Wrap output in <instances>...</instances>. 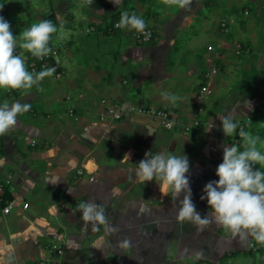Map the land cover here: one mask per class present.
Returning <instances> with one entry per match:
<instances>
[{"label": "crops", "instance_id": "1", "mask_svg": "<svg viewBox=\"0 0 264 264\" xmlns=\"http://www.w3.org/2000/svg\"><path fill=\"white\" fill-rule=\"evenodd\" d=\"M131 1L83 8L67 4L66 13L77 23L86 18L120 19L128 11L147 26L180 28L166 33L165 45L157 46L161 50L136 45L124 39L125 29L117 28L108 51L82 53L73 61L75 66L61 63L62 83L54 73L45 78L47 83L42 81L43 91L0 89V104L19 100L32 105L13 129L0 135V264H248L251 235H233L211 218L203 231L180 223L183 194L173 202L170 195H162L158 182H139L135 169L147 151L185 154L192 200L204 215L211 209L200 199L203 187L218 179L215 170L223 146L234 143L223 134L218 116L231 114L236 123H246L245 133L255 130L264 154V0H243L257 10V18L249 17L248 3L209 0L213 15L221 13L215 25L226 23L221 32L211 22L193 18L203 0H192L190 9L172 13ZM176 31L187 33L179 42L194 48L207 38L206 48L172 54ZM110 36L103 33L105 44ZM74 79L83 87L76 88ZM202 84L210 91L197 100L195 92ZM57 85L64 88L57 92ZM45 90L51 93L47 98ZM164 93L180 97L177 105L172 106ZM101 98L164 108L175 125L166 128L160 119L141 113L99 119ZM125 153L131 154L130 160L123 159ZM253 167L264 171L260 165ZM87 199L104 206L113 231L103 225L98 231L91 225L85 228L76 205ZM124 240L129 248L120 247ZM58 243L60 255L53 249Z\"/></svg>", "mask_w": 264, "mask_h": 264}, {"label": "clouds", "instance_id": "2", "mask_svg": "<svg viewBox=\"0 0 264 264\" xmlns=\"http://www.w3.org/2000/svg\"><path fill=\"white\" fill-rule=\"evenodd\" d=\"M115 5L118 0H111ZM166 6H176L180 9H190L192 0H163ZM93 0H84L83 6L91 7ZM118 28L137 33H144L147 23L135 13L124 11L116 25ZM58 27L51 20L44 19L33 23L22 33L14 35L11 24L0 16V89L23 90L27 94L33 87L43 91L42 81L52 76L56 69L45 66L37 72L29 71L25 58L17 53V48L27 50L34 58L43 60L52 54L51 41ZM19 40V42H18ZM172 106L180 99L175 94L164 93ZM251 111L250 102L246 101ZM32 108L31 103L5 100L0 104V135H6L13 129L20 115L26 114ZM223 134L233 136L239 125L232 115H219ZM251 123V121L249 120ZM211 128V127H209ZM239 136L243 141V148L238 143L223 146L222 162L216 167L218 179L208 181L204 187L201 200L207 201L211 212L204 215L197 210L192 200L190 187V163L185 154L177 155L173 151H147L136 165L135 176L142 184L156 181L163 196H171L175 202L179 200L180 207L177 220L180 223H190L198 231H203L214 220L217 224L230 231L233 235L248 233L255 241L264 245V171L253 165L264 167V154L257 147L259 137L245 133L241 128ZM130 153H125L123 159L130 160ZM81 212V219L85 228L89 225L99 230L103 225L108 231H113L109 225L103 205L94 200H81L76 205ZM211 218V220H210ZM121 248H129L130 242L124 240ZM202 253H197V256Z\"/></svg>", "mask_w": 264, "mask_h": 264}, {"label": "rangeland", "instance_id": "3", "mask_svg": "<svg viewBox=\"0 0 264 264\" xmlns=\"http://www.w3.org/2000/svg\"><path fill=\"white\" fill-rule=\"evenodd\" d=\"M232 1L234 4L238 2L239 3L238 5L244 4V3L247 5L248 3V2L246 3L243 0H232ZM104 2H107L109 5L112 3L111 0H93V5H97L99 3H104ZM133 2L138 3L137 5H140L141 8H144V9L147 8V6L151 4L162 6L163 8L166 7L167 9L171 11V13L178 8L176 6H166L163 3V0H132L130 4ZM83 3H84V0H0V16H3L7 21L10 22L11 29L14 35L22 33L24 29L30 27L33 23L39 22L40 20H44V19L51 20L58 27V31L57 33L54 34L53 39L51 41V46L52 48H56L58 51L59 65L61 63L62 64L65 63L63 65L66 66L67 61H69L70 66L71 65L75 66L73 61L76 60L75 58L80 57L82 53L91 54L92 52H95L98 50L108 51L110 48L113 47L110 44V43H113V36H110L112 35L111 34L112 32L109 29V25H108V22L110 21V19H106L107 21H104V22L94 21V20H90L87 18L80 20V22H77V23L74 21H71L70 13L69 12L66 13L67 11L66 5L76 4L77 5L76 8H83ZM221 3L222 5H224V1H222ZM7 5L9 6L8 11H6ZM201 5H202L201 9L196 11V14L193 16V18H196V19L201 18L203 19V21H209L211 22V26L214 29H216L217 26L215 24L216 22H218L216 21V19L217 18L220 19L221 13L219 14L218 12V14L213 15L215 12H214V9L209 7V5H211L209 0H203ZM248 5L250 6L251 11H252L249 14V17L257 18V10L253 8V6L250 3H248ZM3 9L5 10L4 13H3ZM18 14L19 15L21 14V15L19 16ZM262 14L264 15V11ZM187 19L189 18H186V20ZM119 20L120 19H116V21L118 22ZM149 27L151 28L152 34L150 36V39L147 41H138L134 37L135 31L134 30L129 31L126 29L124 30L125 32L124 39H131L136 45H145L147 47H153L155 48V50H161V49H158L157 46L162 48L165 45L163 40L164 39L167 40L168 38L166 33L167 32L169 33L171 30L180 29V28L171 29L170 28L171 26H166V25L162 28L155 27V25L149 26ZM157 28H159L158 31L161 29L159 33L156 32ZM217 28H218V31H220L221 25H218ZM104 29L107 31H103ZM190 30L194 31L193 28H189V32ZM104 32L106 33V35L110 36V38L108 37L106 38L108 44H105L103 42L102 36ZM185 34L187 33H177V31L175 32L174 41H172L171 48H170L171 52H173L172 54H174V52L178 50H182V51L186 50L187 52H190V51L201 48V46L203 48H206V43L208 40L207 38H203L202 41L195 43V48L193 47V44L187 45L186 42L180 43L179 42L180 39H185ZM117 39L120 40L119 37ZM117 43H119V41H117ZM180 45L182 47H180ZM17 53L20 54L23 58H25V61L27 63L26 50L18 47ZM180 59L178 60L180 62L188 63L190 61L189 59H183V58H180ZM172 61H176V60H172ZM60 69L61 67L59 66L56 69L55 74L58 76L57 79H61V83H62L64 79L62 78V74H61L62 70ZM65 75L66 74H64L63 77H65ZM43 82L44 84L47 83L45 79ZM74 85L76 86V88L83 87V86H80V84H77V81L75 79H74ZM63 88L61 87V85H57V89L55 90H57L58 92L62 90ZM150 93H151V89L149 90L148 94ZM50 94L51 93L49 92V90H45V92H43L44 98H47ZM151 96H149L150 98L148 97V100H151L154 103H159L155 99H152ZM151 106H154V105H151ZM154 107H157V106H154ZM237 124L239 125V127L237 128L236 133L231 137H232L233 142L238 143L242 148L243 144L241 143V138L238 135V131L241 129L240 128L241 125L243 126L242 128L243 130L245 128L247 129V125L244 122H237ZM249 134L256 136L255 130L253 129H250ZM258 144H257V147H259ZM250 243L251 244H249V248H250L249 255H251V257H248V259H246L247 263L248 264H264V245L257 243L253 237H251ZM58 245L61 246L62 244L58 243ZM41 261L40 262L37 261V264L44 263V261L42 263Z\"/></svg>", "mask_w": 264, "mask_h": 264}, {"label": "built area", "instance_id": "4", "mask_svg": "<svg viewBox=\"0 0 264 264\" xmlns=\"http://www.w3.org/2000/svg\"><path fill=\"white\" fill-rule=\"evenodd\" d=\"M117 24H118V21L113 22L114 27H117L116 26ZM225 24L226 23L224 21L220 23L223 29L225 28ZM151 34H152L151 28L147 26L144 33H137L135 31L134 37L138 41H147L150 39ZM207 48L210 49L211 45H208ZM26 65L29 71H32L34 69L35 71L38 72L39 70H43L45 66L54 67L55 69H57L60 66L58 51L56 48H53L52 54L49 55L48 57L44 58L43 60L34 58L32 60L27 61ZM7 91H10V90H7ZM209 91L210 90L207 88L206 84L200 85L197 91L195 92L196 99L201 100L205 94L209 93ZM100 104H101V109L98 112L99 119L115 120V119L121 118L124 114H127V113H141L147 116H151L153 118L160 119L163 126L166 128H172L175 125L173 120L170 118L168 112H166L164 108L154 107L151 105H142L139 103H131V104H126V105L119 104V103L116 104L114 102L108 101L106 98H101ZM69 111L71 113L72 109H70ZM196 123H197L196 120L192 122V124H196ZM187 128H188V125L185 126V129ZM240 128H243V126H240ZM0 187H1V184H0ZM10 205H11V200L6 202V205L3 207V210L8 211ZM53 249L57 255H60L62 252V249L60 246H56ZM42 262L43 261H41V263ZM50 264H60V263H59V260H52L50 261Z\"/></svg>", "mask_w": 264, "mask_h": 264}, {"label": "trees", "instance_id": "5", "mask_svg": "<svg viewBox=\"0 0 264 264\" xmlns=\"http://www.w3.org/2000/svg\"><path fill=\"white\" fill-rule=\"evenodd\" d=\"M128 0H126V2H127ZM5 12V10L3 9V13ZM118 18V16H115V17H111L110 18V21L108 22V25H109V29L111 30V32H117V27H114L113 26V22L114 21H116V19ZM106 29V28H105ZM103 30V31H107V30ZM26 53H27V60L29 61V60H32V59H34V57L29 53V52H27V50H26Z\"/></svg>", "mask_w": 264, "mask_h": 264}]
</instances>
